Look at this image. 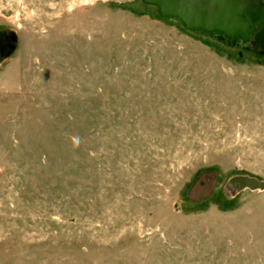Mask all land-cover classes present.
Instances as JSON below:
<instances>
[{"label":"rangeland","instance_id":"rangeland-1","mask_svg":"<svg viewBox=\"0 0 264 264\" xmlns=\"http://www.w3.org/2000/svg\"><path fill=\"white\" fill-rule=\"evenodd\" d=\"M0 264H264V43L0 0Z\"/></svg>","mask_w":264,"mask_h":264},{"label":"water","instance_id":"water-1","mask_svg":"<svg viewBox=\"0 0 264 264\" xmlns=\"http://www.w3.org/2000/svg\"><path fill=\"white\" fill-rule=\"evenodd\" d=\"M186 29L228 42L264 43L263 0H142Z\"/></svg>","mask_w":264,"mask_h":264}]
</instances>
